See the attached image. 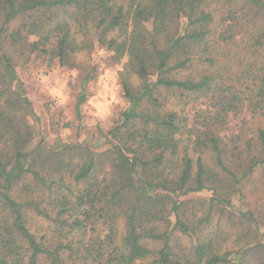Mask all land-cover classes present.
<instances>
[{
  "label": "trees",
  "instance_id": "1",
  "mask_svg": "<svg viewBox=\"0 0 264 264\" xmlns=\"http://www.w3.org/2000/svg\"><path fill=\"white\" fill-rule=\"evenodd\" d=\"M95 47L127 106L94 144L48 143L16 59ZM258 169L264 0H0V264H264Z\"/></svg>",
  "mask_w": 264,
  "mask_h": 264
},
{
  "label": "rangeland",
  "instance_id": "2",
  "mask_svg": "<svg viewBox=\"0 0 264 264\" xmlns=\"http://www.w3.org/2000/svg\"><path fill=\"white\" fill-rule=\"evenodd\" d=\"M108 53L95 47L89 53L76 56L79 67L61 66L57 60H50L37 53L16 59V69L31 101L33 114L29 122H41L42 137L48 142H86L94 144L101 133H105L118 119L127 106L118 70L120 64L106 61ZM89 65L86 66L85 64ZM94 69L93 77L86 84L87 98L82 106L81 119L77 118L74 104L80 86L81 76ZM194 112V110H193ZM246 115L232 116L230 121L241 122ZM78 122H81L79 127ZM68 123V127L64 124ZM235 205L240 204L238 196ZM244 207L254 209L260 223H264V171L258 169L245 183ZM214 228V226H212ZM260 230L264 233V224ZM186 243V242H185Z\"/></svg>",
  "mask_w": 264,
  "mask_h": 264
}]
</instances>
